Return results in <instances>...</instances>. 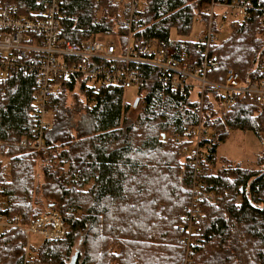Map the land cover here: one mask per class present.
<instances>
[{"label":"trees","instance_id":"trees-1","mask_svg":"<svg viewBox=\"0 0 264 264\" xmlns=\"http://www.w3.org/2000/svg\"><path fill=\"white\" fill-rule=\"evenodd\" d=\"M16 1L21 14L28 12L26 5L37 8L34 0ZM138 1L132 11L127 1L60 0V36L77 45L103 38L119 49L129 40L197 57L188 39L195 21L216 30L220 19L221 32H227L210 48L217 70L208 71V81L222 85L228 70L239 74L242 87L264 80V0H238L254 12L231 22L220 9L234 0ZM212 3L220 7L209 19L204 7ZM142 72L157 79L152 69ZM37 87V77L23 72L0 79V220L12 224L18 217L16 227L0 229V264H22L27 242L19 227L51 212L68 231L63 240L32 248L43 263L264 264V149L256 169L220 160L222 166L206 180L217 199L200 201L201 241L188 248L181 241L189 226H197L186 217L198 195L192 192L194 170L176 140L190 127L207 128L204 163L215 166L230 131L264 134V103L234 94L229 111L219 117L218 89L181 95L148 80L134 106L122 88L88 86L76 75L60 83L44 148L36 150L19 142L33 141L30 111Z\"/></svg>","mask_w":264,"mask_h":264},{"label":"built area","instance_id":"built-area-1","mask_svg":"<svg viewBox=\"0 0 264 264\" xmlns=\"http://www.w3.org/2000/svg\"><path fill=\"white\" fill-rule=\"evenodd\" d=\"M100 2L102 0H86ZM109 1V0H108ZM116 3L125 1L131 4V10H138V0H111ZM36 9L26 5L21 14L16 0H0V79H7L17 73L36 76L38 87L34 91L30 111L33 123V141L29 144L22 139L19 146L32 149L44 148L43 138L50 128V103L61 82L69 81L74 76H81L87 85H111L123 90L138 89L148 80L159 82L175 93L184 95L187 89L203 93L213 87L219 90L220 99L215 102V109L219 117H223L230 109L233 95L248 94L253 102L264 103V80L248 87H242L239 74L228 70L222 85H215L208 81V71L217 70L214 57L210 56V48L220 39L219 33L225 28V22L217 19V29L211 23L204 27V34L198 39L191 40L198 56H191L185 52L166 51L142 45L133 44L129 40L125 48L119 49L114 41L103 38L88 39L80 44H72L60 36L59 2L60 0H34ZM212 3L207 7L205 15L213 18L215 7ZM213 7V9H212ZM227 12V20L240 21L252 16V5H242L234 0L230 5L222 7ZM264 10V9H263ZM210 11V12H209ZM135 18H131V21ZM210 22V21H209ZM264 25V16L259 19ZM149 68L156 73L155 77L146 79L142 69ZM153 73V74H154ZM211 139L210 131L198 125L190 127L182 137H177L181 143V153L187 156L186 164L193 168L192 192L198 195L191 205L186 219L191 224L187 228L188 236L181 243L188 248L200 243V224L205 220L201 211L200 201L212 203L217 197L213 190L206 185V180L215 174L217 169L206 161L207 143ZM203 164V165H201ZM18 217H14L12 224L0 220V229L16 227ZM9 226H8V225ZM19 227V226H18ZM26 238V248L22 264H48L38 260L32 251L35 248L31 237L41 241L63 240L68 227L56 213H45L35 218L27 227H19Z\"/></svg>","mask_w":264,"mask_h":264},{"label":"rangeland","instance_id":"rangeland-1","mask_svg":"<svg viewBox=\"0 0 264 264\" xmlns=\"http://www.w3.org/2000/svg\"><path fill=\"white\" fill-rule=\"evenodd\" d=\"M205 8L206 6L204 7V10L206 11L207 9ZM218 8H219L218 6L215 7L213 12L214 16ZM220 12L221 13L225 12V9L221 8ZM218 15H220V13ZM203 26H204L203 23H200L199 21L196 20L193 25L192 33L188 39L195 40L196 38L198 39V37L201 34L203 35L204 34ZM223 32L224 34H226L227 31L225 30ZM223 32L218 33V36L221 37ZM171 39L176 40L177 37L174 34H172ZM136 94H137V90L134 88L124 90L125 101L128 103L133 102L136 99ZM263 149H264V134L258 137L256 134L252 132L243 133L239 131H230L228 134V140L225 143L220 144L217 149V159L219 161L217 165H215L214 167L216 169L220 168L222 166V162L220 160L227 159L233 163L238 164L243 168L256 169L257 156L261 153V151H263ZM31 242L36 247L41 243V240L37 239L36 237H31Z\"/></svg>","mask_w":264,"mask_h":264},{"label":"flooded vegetation","instance_id":"flooded-vegetation-1","mask_svg":"<svg viewBox=\"0 0 264 264\" xmlns=\"http://www.w3.org/2000/svg\"><path fill=\"white\" fill-rule=\"evenodd\" d=\"M69 264H76V262L72 259Z\"/></svg>","mask_w":264,"mask_h":264},{"label":"water","instance_id":"water-1","mask_svg":"<svg viewBox=\"0 0 264 264\" xmlns=\"http://www.w3.org/2000/svg\"><path fill=\"white\" fill-rule=\"evenodd\" d=\"M137 103H138V99H135L134 106H136Z\"/></svg>","mask_w":264,"mask_h":264},{"label":"crops","instance_id":"crops-1","mask_svg":"<svg viewBox=\"0 0 264 264\" xmlns=\"http://www.w3.org/2000/svg\"><path fill=\"white\" fill-rule=\"evenodd\" d=\"M205 26V25H204ZM204 26H203V30H204Z\"/></svg>","mask_w":264,"mask_h":264}]
</instances>
